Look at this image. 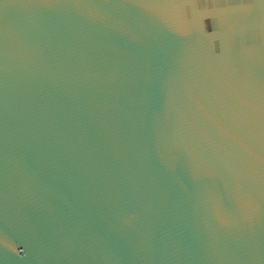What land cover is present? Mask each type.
Here are the masks:
<instances>
[{"label":"water","instance_id":"water-1","mask_svg":"<svg viewBox=\"0 0 264 264\" xmlns=\"http://www.w3.org/2000/svg\"><path fill=\"white\" fill-rule=\"evenodd\" d=\"M0 264H264V0H0Z\"/></svg>","mask_w":264,"mask_h":264}]
</instances>
